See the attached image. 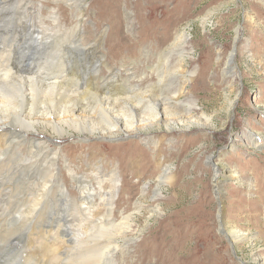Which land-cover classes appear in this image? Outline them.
Returning a JSON list of instances; mask_svg holds the SVG:
<instances>
[{"label":"rangeland","instance_id":"rangeland-1","mask_svg":"<svg viewBox=\"0 0 264 264\" xmlns=\"http://www.w3.org/2000/svg\"><path fill=\"white\" fill-rule=\"evenodd\" d=\"M32 1L31 10L42 4L46 15L52 8L59 10L66 26L57 33L71 34L69 41L77 39L72 33L79 29L73 27L83 25L75 44L100 47L103 78L112 70L126 84L141 79L151 88L159 82L158 76H152L153 68L167 51L175 82L170 87L185 86L179 103H189L195 110L167 111L163 114L167 119L156 122L147 138L86 133L50 140L59 144L67 161L77 162L78 174L83 173V158L93 166L99 156L105 158L100 173L104 180L113 168L119 177L117 182H103L104 197L116 195L111 217L99 194H93L89 211L81 210L82 195L68 181L73 202L59 213L70 221L58 223L60 216H46L56 226L57 238L53 241L45 233L42 240L49 264H185L191 251L196 253L193 264H264V199L259 196H264V0H158L154 5L148 0H98L95 5L93 0H78V7L65 0ZM16 4L13 0L11 6ZM112 18L122 20L120 31L113 35ZM46 19L47 26L51 19ZM176 36L184 37L185 43L173 46ZM231 54H236L235 60ZM142 70L151 77L146 79ZM153 98L161 103L159 97ZM130 102L112 108L114 116L131 121L138 107H130ZM81 144L90 149H82ZM143 151L147 158L137 160ZM131 155L137 160L132 164ZM40 177L22 188L39 191ZM91 179L84 191L90 185L98 188ZM138 205L140 210L135 209ZM128 214L134 221L123 219ZM43 215H47L45 206ZM237 227L252 237L233 244L226 232ZM25 228L14 225L12 233L28 241ZM19 253L13 250L0 264H33Z\"/></svg>","mask_w":264,"mask_h":264},{"label":"bare ground","instance_id":"bare-ground-1","mask_svg":"<svg viewBox=\"0 0 264 264\" xmlns=\"http://www.w3.org/2000/svg\"><path fill=\"white\" fill-rule=\"evenodd\" d=\"M12 1L0 0V263L7 261V257L11 255L9 253L13 250H18L26 261L32 260L33 264H49L50 260L42 253V240L45 233L50 234L53 241L57 238L56 226L51 225L46 216H60L58 223L70 221L68 216L59 213V210L69 206L68 202H73L68 181L71 180L73 188L76 187L82 195L80 206L75 202L81 210L89 211L93 194H99L104 200L107 215L111 217L116 209V195L113 192L111 197L106 199V186L103 182H117L119 177L113 168L114 173L104 180L100 173L105 158L99 156L94 157L98 161L93 166L89 162L90 159L87 161L83 158L80 163L83 173L78 174L77 162L67 161L62 156L59 144L50 140L86 133V136L101 137L127 133L147 138L152 134L149 129L156 122L167 119H163V114L167 111L178 114L172 110L183 107L190 114L195 110L189 103H179L182 93L180 89L183 90L185 86L175 89L170 87L175 82L171 78L172 63L167 59V51L158 57L162 63L153 68L152 76H158L159 82H155L151 88H147L145 80L141 79L136 83L126 84L112 70L110 77L103 78L99 74L104 65L100 47L97 44H75L81 39L82 24L73 27L79 29L78 32L72 33L77 39L69 41L71 34L57 33L61 26H66L64 21H61L62 14L59 10L52 8L46 15L43 4L34 5L31 10L32 0H16L18 4L11 6ZM65 1L69 2L70 7L81 6L78 0ZM97 1L93 0L92 3L95 5ZM148 2L154 5L158 0ZM134 8L138 11L140 5L136 2ZM47 17L51 22L46 26L44 22ZM111 21L113 25L111 24L110 30L113 35L120 31L122 20L113 21L112 18ZM96 37V42L99 43L102 36ZM184 39L176 36L173 46L181 41L185 43ZM230 58L235 60L236 54H231ZM174 70L181 73L180 69ZM142 74L146 79L151 77L144 70L141 71ZM164 80L166 85L161 84ZM153 97H159L161 103L157 104ZM129 100L130 107H138L137 112L132 109L135 111L131 114L132 120L114 116L115 109L112 108ZM190 118H193V115ZM95 121H99L101 125L94 126ZM107 126L113 130L107 131ZM166 126L170 128L168 124ZM41 133H48V139H44ZM81 146L82 149H90V145ZM146 155L143 151L141 158L137 160L146 159ZM128 158L130 164L137 161L132 155ZM38 176H41L39 191L31 192L22 188ZM90 177L95 179L98 188H92L90 185L84 191L86 185L92 184ZM217 190L219 199H222L219 186ZM259 196L260 201L264 199L263 193ZM94 205L97 206L95 199ZM44 206L47 215H43ZM140 208L138 205L135 209ZM221 214L220 209L219 218L223 224ZM122 217L134 221L129 214ZM55 221L57 222L56 219ZM14 225L26 227L28 241L12 233ZM47 225L50 226L49 230L44 228ZM241 231L237 227L226 232L233 244L252 237L249 232ZM67 236L72 239L71 233ZM52 251L53 258L58 257L56 248ZM193 256L196 259V253L188 252L185 264H193Z\"/></svg>","mask_w":264,"mask_h":264}]
</instances>
